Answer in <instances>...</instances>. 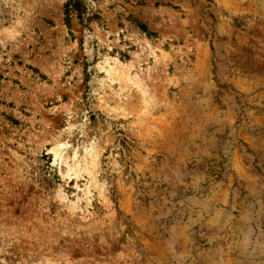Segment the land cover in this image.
Returning a JSON list of instances; mask_svg holds the SVG:
<instances>
[{
	"label": "rangeland",
	"instance_id": "1",
	"mask_svg": "<svg viewBox=\"0 0 264 264\" xmlns=\"http://www.w3.org/2000/svg\"><path fill=\"white\" fill-rule=\"evenodd\" d=\"M0 0V264H264V0Z\"/></svg>",
	"mask_w": 264,
	"mask_h": 264
},
{
	"label": "trees",
	"instance_id": "2",
	"mask_svg": "<svg viewBox=\"0 0 264 264\" xmlns=\"http://www.w3.org/2000/svg\"><path fill=\"white\" fill-rule=\"evenodd\" d=\"M64 12L67 19H69L70 14L74 12L82 24H85L92 19L83 8L80 0H68L64 5Z\"/></svg>",
	"mask_w": 264,
	"mask_h": 264
}]
</instances>
